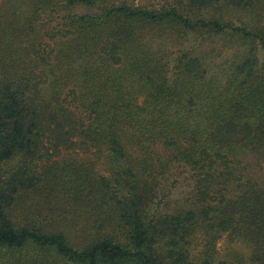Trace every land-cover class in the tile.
Returning a JSON list of instances; mask_svg holds the SVG:
<instances>
[{"label":"trees","instance_id":"16d2710c","mask_svg":"<svg viewBox=\"0 0 264 264\" xmlns=\"http://www.w3.org/2000/svg\"><path fill=\"white\" fill-rule=\"evenodd\" d=\"M260 1L0 0V264H215L224 234L264 264V185L237 163L264 158V27L223 13ZM221 35L251 42L224 74ZM78 141L107 174L49 164Z\"/></svg>","mask_w":264,"mask_h":264},{"label":"rangeland","instance_id":"374dc122","mask_svg":"<svg viewBox=\"0 0 264 264\" xmlns=\"http://www.w3.org/2000/svg\"><path fill=\"white\" fill-rule=\"evenodd\" d=\"M143 2H145V4L160 5L164 3L165 0H143ZM261 3L262 1L256 2L253 8L224 7V17L238 25H246L249 27H256L258 25L259 27H264V21L261 22V15H264V8L261 6ZM81 10H83V8H81ZM179 36L180 35H177L179 47H173V51L180 47H187L190 44H194L196 39L194 36L188 38V36L182 35L180 36L181 40H179ZM216 41L217 42L214 43L216 48L211 53L206 67L208 69H214L215 71H221L223 74L225 73L223 68H229L230 65L238 61L240 57L247 53L251 45L250 41L242 40L238 37H234L231 41H225L222 35L219 40ZM199 44V49H208L207 44H202L201 42ZM79 115H82V113ZM78 143L79 145L75 148L63 150L61 154L49 164L56 163L57 165L63 166L64 163L72 161L93 167L98 173L107 174L106 151L90 143L85 146L79 141ZM237 163L240 167L244 168L245 173L251 175L255 180L264 185V158L258 160L251 153H244ZM188 189V183L183 177H179L178 182L172 189L171 197L173 199L182 198L185 196ZM229 236V234H224L218 239L215 248L217 257L215 264H219L222 260H228L230 264H252V249L250 246L244 241L231 240Z\"/></svg>","mask_w":264,"mask_h":264}]
</instances>
